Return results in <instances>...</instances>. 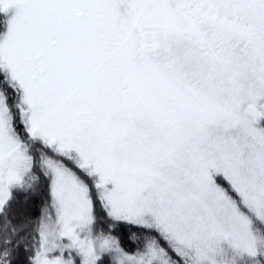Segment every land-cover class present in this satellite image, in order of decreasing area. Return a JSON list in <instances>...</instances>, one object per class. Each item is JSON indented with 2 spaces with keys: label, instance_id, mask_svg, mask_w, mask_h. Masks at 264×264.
Here are the masks:
<instances>
[{
  "label": "snow or ice",
  "instance_id": "1",
  "mask_svg": "<svg viewBox=\"0 0 264 264\" xmlns=\"http://www.w3.org/2000/svg\"><path fill=\"white\" fill-rule=\"evenodd\" d=\"M0 264H264V0H0Z\"/></svg>",
  "mask_w": 264,
  "mask_h": 264
}]
</instances>
